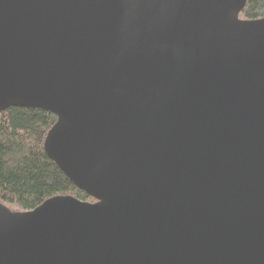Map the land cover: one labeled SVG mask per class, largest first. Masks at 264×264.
I'll use <instances>...</instances> for the list:
<instances>
[{"label":"water","instance_id":"obj_1","mask_svg":"<svg viewBox=\"0 0 264 264\" xmlns=\"http://www.w3.org/2000/svg\"><path fill=\"white\" fill-rule=\"evenodd\" d=\"M246 0H0V113L94 200L0 203V264H264V18Z\"/></svg>","mask_w":264,"mask_h":264},{"label":"trees","instance_id":"obj_2","mask_svg":"<svg viewBox=\"0 0 264 264\" xmlns=\"http://www.w3.org/2000/svg\"><path fill=\"white\" fill-rule=\"evenodd\" d=\"M264 18V0H246L241 20ZM56 118L36 109L9 108L0 113V203L27 212L56 196L93 203L76 189L45 155L43 142Z\"/></svg>","mask_w":264,"mask_h":264}]
</instances>
